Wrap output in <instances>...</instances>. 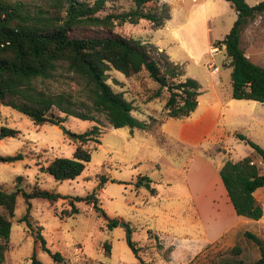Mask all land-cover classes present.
Wrapping results in <instances>:
<instances>
[{"label": "rangeland", "instance_id": "obj_1", "mask_svg": "<svg viewBox=\"0 0 264 264\" xmlns=\"http://www.w3.org/2000/svg\"><path fill=\"white\" fill-rule=\"evenodd\" d=\"M23 1L40 3V0ZM162 1L148 3L146 7L159 8ZM260 1L244 0L248 6ZM131 4V0H112L107 2L105 10H127ZM235 15L231 10L229 14L209 22L213 38L217 37L216 32H226L231 28ZM144 27L142 23L138 26L121 25L115 31L141 42L152 43V38L159 31L144 30ZM146 46L161 66V58L156 55V50L150 45ZM212 47L201 57L198 73L209 82L206 66L210 59L211 68L219 70L220 93H228L230 69L224 50L217 47L210 54ZM240 47L251 63L264 69V13L258 14L244 27L240 34ZM189 66L190 72L194 74L192 65ZM106 75V83L113 90H120L132 104L134 115L141 106L145 107L149 103L156 109L162 107L166 92L162 91L157 99L151 98L157 85L148 78L146 72L141 71L124 81L113 78L112 75L123 78L113 70L107 71ZM36 86L48 94H62L75 101H85L82 83L64 66H59L50 80L37 82ZM95 118L102 131L100 145L90 152L89 162L77 177L57 182L39 167L55 157L70 158L74 143L66 134L82 133L94 123L66 117L61 123L63 133L57 126L48 124L34 127L20 113L0 106V127L16 132L13 137L0 139V156L21 155L20 160L0 162V190L7 193L14 191V181L20 177L22 181L19 188L25 191L37 183L41 190L64 197L52 204L35 198L29 201V208H26L22 198L16 196L7 249L1 264H68L71 260H75V264H136L124 240L126 230H129L131 241L139 247L140 258L151 264H223L231 260L244 264L254 260L257 249L242 237V233L203 245L218 226V211L213 207L203 208L201 221H198L191 216L187 199L175 200L170 195L172 186L176 187L178 194L183 189L185 171L189 166L185 156L187 150L180 148L179 155H176V150H172V146L159 139L155 133L148 137L149 134L138 130V134L131 138L130 129H111L102 116ZM147 124L151 125V121ZM230 138L236 143L234 137ZM140 141H144L142 146ZM226 146L231 156L239 154L231 143H226ZM138 177H146L157 195L151 196L141 186L135 187ZM191 181L194 183L197 179L191 175ZM85 197L89 199L74 200ZM71 208L75 209L74 213L70 212ZM261 210L259 223L264 229V202ZM25 214L28 224L19 221ZM224 220L226 225L230 224L228 219ZM110 221H116V226L108 228ZM259 227L251 226L253 231L250 232L261 237L264 242V230L259 233ZM244 228L237 226L239 230ZM104 243L109 246L108 254L102 251ZM235 245L242 249L238 255L229 253ZM77 249L79 253H75ZM54 253L60 255L59 262L51 257Z\"/></svg>", "mask_w": 264, "mask_h": 264}, {"label": "trees", "instance_id": "obj_2", "mask_svg": "<svg viewBox=\"0 0 264 264\" xmlns=\"http://www.w3.org/2000/svg\"><path fill=\"white\" fill-rule=\"evenodd\" d=\"M108 1L112 0H40L38 4L0 0V106L20 113L34 127L45 124L58 126L66 117L94 123L82 133L66 134L74 143L70 158L55 157L39 167L57 182L77 177L89 162L90 152L100 145L102 131L95 116H102L111 129L145 130L149 127L131 115L130 102L106 83L107 71L118 72L125 79L141 71L146 72L157 85L151 98L157 99L162 91L166 92L163 103L165 117H187L196 105L198 85L190 78L181 79L183 72L178 65L171 64L164 54L156 51L161 58L160 66L146 44L115 31L121 25L138 26L140 23L144 24V30L159 28L168 18L166 5L162 3L159 8H149L146 7L148 3L156 4L161 0H131L127 10L106 11ZM224 1L236 13V18L223 38L212 45L222 46L224 50L230 69V98L264 103V69L251 63L240 47L242 30L258 14L264 13V0L253 6L246 5L244 0ZM59 66H64L80 80L85 101H75L62 94H48L36 86L37 82L50 80ZM15 134L13 130L0 127V139ZM236 138L264 164V151L259 146L241 135H236ZM20 159V154L0 156L1 163ZM249 162V157L236 162L227 160L219 168L218 177L235 216L256 221L261 218L262 210L252 193L264 188V167L249 165ZM21 181L20 177L15 179L12 192L0 190V264L7 249L16 196L22 198L26 208L35 198L49 204L64 199L41 190L37 183L25 191L19 188ZM134 186H141L151 196L155 193L146 177H138ZM92 206L97 210L93 202ZM70 212L74 213L75 209L71 208ZM27 217L25 214L19 221L27 223ZM116 224V221H110L107 227H115ZM242 237L258 250L257 260L247 264H264L262 238L249 231H244ZM124 240L136 264H151L140 258L139 247L131 241L129 230L125 231ZM102 249L108 254V244L104 243ZM241 250L235 245L229 253L238 255ZM51 257L55 262L61 260L58 253Z\"/></svg>", "mask_w": 264, "mask_h": 264}, {"label": "crops", "instance_id": "obj_3", "mask_svg": "<svg viewBox=\"0 0 264 264\" xmlns=\"http://www.w3.org/2000/svg\"><path fill=\"white\" fill-rule=\"evenodd\" d=\"M162 3L168 8V18L164 20L162 26L151 30L159 31V34L152 38V43L146 41L142 43L164 54L171 64L178 65L183 72L181 79L190 78L197 83L196 105L187 117L179 119L165 117L163 102L160 109H156L151 103L145 107L141 106L135 115L132 108L131 115L138 121L145 123L151 121L147 129L139 131L146 132L149 134L148 137L155 133L159 139L171 145L172 150H176V155H179L180 148L187 150L185 156L189 166L185 171L183 189L180 191L182 194L177 193L175 186L170 188L169 193L175 200L187 199L191 206V216L198 221H201L203 208L213 207L218 211L216 218L218 226L211 238L205 239L203 245H209L222 237L232 238L238 233L253 231L251 226H260L258 228L260 233V230H264L259 223L260 219L253 221L235 216L219 180L218 170L227 160L236 162L249 157L252 162L259 161L258 156L235 136H243L264 151V103L231 99L230 89L228 93L221 94L219 70H212L210 59L206 66L209 70V82L198 73L201 57L214 42L220 41L229 31L228 29L226 32H216L217 37L213 38L209 22L229 14L232 9L224 0H163ZM190 64L195 71L194 74L190 72ZM112 76L118 81L125 80L124 77ZM129 133L133 138L138 134V130L131 129ZM230 137H234L236 143ZM229 138L231 142L228 141ZM142 142L144 141H140V146L143 145ZM226 143H231L232 147L238 149L239 154L236 156L228 154ZM191 175L197 179L196 182L191 181ZM156 195L155 192L152 196ZM252 196L261 207L264 202V188L256 189ZM224 219H228L230 224L226 225ZM238 225L245 227V230L237 229ZM257 258L258 250L253 261ZM229 262L233 260L223 264ZM247 263L250 262H244ZM68 264H75V260Z\"/></svg>", "mask_w": 264, "mask_h": 264}, {"label": "built area", "instance_id": "obj_4", "mask_svg": "<svg viewBox=\"0 0 264 264\" xmlns=\"http://www.w3.org/2000/svg\"><path fill=\"white\" fill-rule=\"evenodd\" d=\"M220 48V47H219ZM216 49H217V47H212L211 49H210V54H213L215 51H216ZM212 70L213 71H216L217 69L215 68V67H213L212 68ZM249 165H257V166H260V167H264V164L263 163H261V161L259 160V161H257V162H249ZM80 252V250H76L75 251V253H79Z\"/></svg>", "mask_w": 264, "mask_h": 264}, {"label": "water", "instance_id": "obj_5", "mask_svg": "<svg viewBox=\"0 0 264 264\" xmlns=\"http://www.w3.org/2000/svg\"><path fill=\"white\" fill-rule=\"evenodd\" d=\"M57 127H58V129L62 130V132L64 133V131H63V128H62V125H61V124H59Z\"/></svg>", "mask_w": 264, "mask_h": 264}]
</instances>
